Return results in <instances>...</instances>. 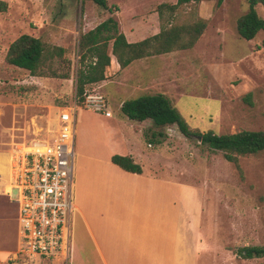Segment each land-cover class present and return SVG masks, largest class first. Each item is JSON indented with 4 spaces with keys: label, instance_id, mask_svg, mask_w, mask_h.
Masks as SVG:
<instances>
[{
    "label": "rangeland",
    "instance_id": "rangeland-1",
    "mask_svg": "<svg viewBox=\"0 0 264 264\" xmlns=\"http://www.w3.org/2000/svg\"><path fill=\"white\" fill-rule=\"evenodd\" d=\"M4 1L7 8L0 11V177L8 188L14 184L26 147L49 139L60 109L73 104L82 33L112 16L119 31L141 39L162 24L191 23L201 19L200 15L210 16L205 19L210 24L194 48L142 58L126 73L115 62L108 87L102 81L88 85L105 94L112 116L83 107L76 110L74 183L85 156L106 158L109 152L125 150L128 144L151 148L147 141L152 140L155 146L156 139L166 140V156L161 155V159L167 158L175 178L199 188L198 199L195 201L191 194L189 204L191 264H264V256L243 258L238 252L243 246L264 245V149L239 156L237 168L221 151L209 149L195 135L184 136L174 124L164 128L165 137L156 138H151L154 126L144 124L146 141L138 139L132 125L139 122L123 117L118 108L121 100L160 88L161 80H157L159 88H145L140 73L151 65L157 75L159 62L166 59L176 77L168 87L172 102L191 129H211L217 134L243 129L264 131V30L250 40L240 37L236 30V19L247 11V1L222 0L217 4V0H200L171 11L159 5L176 0H107L108 6L116 5L112 13L93 0ZM255 8L264 18V7L257 4ZM23 33L39 37L46 49L63 47L62 57L68 62L46 55L44 68L68 71V77L32 75L8 64L7 48ZM108 88L112 98L107 95ZM247 93L251 94L250 102L245 99ZM162 164L154 169L166 175V161ZM17 195V189L12 188L10 199L15 200ZM174 209H178L176 204ZM11 212L14 219L10 226L3 231L0 225V241L14 248L18 232V206L14 201ZM71 237L74 235L69 237L67 260L20 253L18 242L15 254L4 264H73Z\"/></svg>",
    "mask_w": 264,
    "mask_h": 264
},
{
    "label": "crops",
    "instance_id": "crops-1",
    "mask_svg": "<svg viewBox=\"0 0 264 264\" xmlns=\"http://www.w3.org/2000/svg\"><path fill=\"white\" fill-rule=\"evenodd\" d=\"M200 17L208 20L210 18L207 15ZM209 24L208 21L193 48L200 43ZM213 28L221 29L219 26ZM158 31L156 28L151 35ZM214 33L219 34L217 31ZM125 36L129 41L140 40ZM143 38L145 37H141ZM176 50L180 49L169 52ZM149 56L133 60L121 68L122 72L126 73L134 61ZM115 62L117 63L111 56L110 64L105 70V78L101 80L107 87L110 85V68H113ZM159 65L157 75L153 73L151 65L143 68L140 73L144 79L143 85L145 88H159L157 80H161L158 90L146 93H163L172 102L174 100L168 87L176 78L173 67L166 59H161ZM117 66L119 67L118 63ZM110 92L108 88L107 95L112 98ZM122 101L118 104L119 110ZM111 116L112 112L108 117ZM122 116L126 117L123 113ZM136 122L139 124L134 123L132 129L138 133V139L144 140V124L154 126L151 134L162 131V137H165L164 128L169 126L156 127L151 119ZM159 139L155 140V146H152V141H147L148 147L151 148L128 144L125 150L111 151L106 158L83 157L80 176L74 183V210L70 217V236L74 235L73 239L71 237L73 264H191L189 204L191 194L195 201L198 199L199 188L195 189L188 181L173 176L167 158L161 159V155L166 156V140ZM113 154L131 156L133 161L140 165L141 172L120 168L111 161ZM164 161L168 168L166 175L154 169L157 164L163 165ZM12 188H8L6 181L0 177V225L4 227L3 231L14 219L11 212L14 200L10 199ZM174 204L178 209H174ZM195 241L198 249V237ZM18 242L17 232V245ZM17 245L9 248L4 241H0V264L13 257Z\"/></svg>",
    "mask_w": 264,
    "mask_h": 264
},
{
    "label": "trees",
    "instance_id": "trees-1",
    "mask_svg": "<svg viewBox=\"0 0 264 264\" xmlns=\"http://www.w3.org/2000/svg\"><path fill=\"white\" fill-rule=\"evenodd\" d=\"M97 5L113 12L116 5H107V0H93ZM200 0H176L173 4H160L174 11L178 6ZM248 9L236 19V30L240 37L250 40L257 32L264 30V18L259 16L256 5L264 7V0H246ZM222 0H217L220 4ZM7 8V3L0 0V11ZM205 19H198L191 23L169 24L160 27L159 31L137 41H129L125 34L118 29L114 17L109 16L96 24L93 28L82 33L78 39V67L76 70V94L81 95L91 84L105 78V70L110 64L111 56L115 58L120 68L126 67L133 60L152 54H161L175 49L191 48L206 26ZM262 44L264 45V39ZM64 48L53 46L46 49L39 37L23 33L17 36L8 46L5 61L8 64L23 68L32 75H49L67 78L68 71H58L56 67L44 68L46 55L63 58ZM64 62H68L63 58ZM250 93L245 99L250 100ZM120 111L130 120L143 121L151 119L156 127L176 125L177 129L186 137L195 135L200 137L202 144L209 149L222 152L223 157L237 168L238 158L242 155L253 154L264 149V131L243 129L234 133L217 134L208 129L205 132L191 129L180 111L172 104L169 97L163 93L141 94L125 99L120 105ZM162 137V131L151 134V138ZM159 139V138H158ZM157 139V140H158ZM152 141V140H150ZM111 161L120 168L130 172H141V167L131 156L113 154ZM243 258L264 256V245H247L238 249Z\"/></svg>",
    "mask_w": 264,
    "mask_h": 264
},
{
    "label": "built area",
    "instance_id": "built-area-1",
    "mask_svg": "<svg viewBox=\"0 0 264 264\" xmlns=\"http://www.w3.org/2000/svg\"><path fill=\"white\" fill-rule=\"evenodd\" d=\"M110 116L104 93L84 89L60 109L52 136L26 147L13 188L18 206L19 252L32 257L68 258L70 217L74 210L75 112L78 108Z\"/></svg>",
    "mask_w": 264,
    "mask_h": 264
},
{
    "label": "water",
    "instance_id": "water-1",
    "mask_svg": "<svg viewBox=\"0 0 264 264\" xmlns=\"http://www.w3.org/2000/svg\"><path fill=\"white\" fill-rule=\"evenodd\" d=\"M198 139L200 140V137H198Z\"/></svg>",
    "mask_w": 264,
    "mask_h": 264
}]
</instances>
